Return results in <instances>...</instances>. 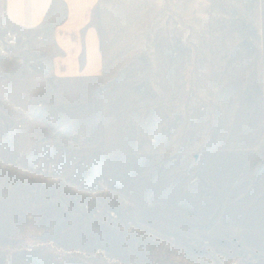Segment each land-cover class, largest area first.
<instances>
[{
  "label": "rangeland",
  "instance_id": "rangeland-1",
  "mask_svg": "<svg viewBox=\"0 0 264 264\" xmlns=\"http://www.w3.org/2000/svg\"><path fill=\"white\" fill-rule=\"evenodd\" d=\"M8 2L0 264H264V0Z\"/></svg>",
  "mask_w": 264,
  "mask_h": 264
},
{
  "label": "crops",
  "instance_id": "crops-1",
  "mask_svg": "<svg viewBox=\"0 0 264 264\" xmlns=\"http://www.w3.org/2000/svg\"><path fill=\"white\" fill-rule=\"evenodd\" d=\"M68 4V10L70 11V15L67 18V21L64 23L66 25V28H74V27H80L81 24L83 25L85 22L84 18L87 15V12L89 11V7L94 5L95 3L98 2V0H65ZM11 6L12 9L21 15H16V17L19 20H26L30 17V14L27 18H24V13L23 12H28L31 10L35 11H43L46 9L48 5V0H38L37 2H34V0H9L8 2ZM37 3V4H35ZM31 5V6H29ZM27 9H29L27 11ZM24 15V16H23ZM30 19V18H29ZM40 17L37 15L35 16L34 19L31 20H39ZM69 24V25H68Z\"/></svg>",
  "mask_w": 264,
  "mask_h": 264
}]
</instances>
